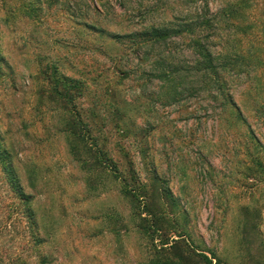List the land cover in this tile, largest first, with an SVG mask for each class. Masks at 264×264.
Segmentation results:
<instances>
[{
  "label": "rangeland",
  "instance_id": "rangeland-1",
  "mask_svg": "<svg viewBox=\"0 0 264 264\" xmlns=\"http://www.w3.org/2000/svg\"><path fill=\"white\" fill-rule=\"evenodd\" d=\"M192 12L216 28L158 49L112 37ZM195 37L225 64L232 103L201 72L176 92L161 78V56L194 64ZM0 52V143L30 195L0 157V264H264V0H0ZM51 62L85 80L75 103ZM132 168L141 201L115 175Z\"/></svg>",
  "mask_w": 264,
  "mask_h": 264
},
{
  "label": "trees",
  "instance_id": "trees-1",
  "mask_svg": "<svg viewBox=\"0 0 264 264\" xmlns=\"http://www.w3.org/2000/svg\"><path fill=\"white\" fill-rule=\"evenodd\" d=\"M218 24L217 17H209L207 12L205 13H194L192 12L191 15L188 16L184 20H180L178 22H171V23H164L160 25H150L147 27H142V29L136 30L134 32L126 33V34H119L115 33L112 35L113 38H130V40L134 43L144 44L147 47L158 49L165 48L169 46L171 40L174 37L185 35V34H192L196 35L197 32H203L209 28H216ZM93 28H98L96 25H91ZM105 29L99 28V32H103ZM193 44L195 51L197 52V57L192 65H181L179 63L174 62L169 57L161 56L158 58L156 62V67L161 69V78L165 80L167 85L170 84L175 90L177 91V84H183L187 71H196L201 72L204 79V84L207 83L210 85L211 89H216L221 93L222 99L225 102H231L232 99L229 95H226L224 92L226 81L221 76V66L225 67V64L219 60V54H217L207 42H203L198 37L193 39ZM163 53V52H162ZM173 58V57H172ZM5 60L4 55L0 52V62ZM227 62V61H224ZM49 70L47 71L50 75V80L54 82L53 89L61 99L66 100L68 103H75V96L76 94L80 95L83 94L86 90V83L84 79H79L70 75L65 74L62 72L56 62H51L48 66ZM196 86H194L195 88ZM197 89V88H195ZM223 101V102H224ZM75 113L73 114L72 121L69 123V127L72 130V133L77 136V139H81V141H86L87 137L93 136L91 134V128L88 127V124L85 123L78 110L75 109ZM86 130V132H84ZM88 130V131H87ZM89 132V135L86 133ZM86 136V137H85ZM79 139V140H80ZM96 161L102 163L109 161V166L113 167L114 172L118 171V167L116 162L112 161L110 155L107 153V150L97 149L95 151ZM12 152L9 149L4 148L0 143V157L2 159V163L8 175L11 178V181L16 186L20 195L27 198L30 195H27L24 188L20 183V178L14 167L12 159ZM116 175V178L122 180L123 187L122 192L125 196L131 198L134 202L141 201L147 197L148 189L146 186L142 185L133 170L130 171V176H125L123 174ZM146 205V204H145ZM148 208V207H146ZM149 210V209H148ZM205 258L208 260V256L204 255ZM210 264L212 260L209 259ZM154 264H174L173 262L161 259H155L153 261ZM220 264V263H218Z\"/></svg>",
  "mask_w": 264,
  "mask_h": 264
}]
</instances>
